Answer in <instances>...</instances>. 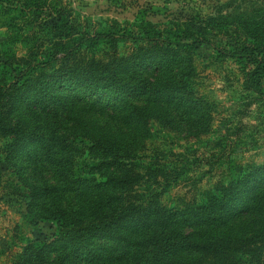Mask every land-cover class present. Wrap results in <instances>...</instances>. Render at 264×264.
I'll list each match as a JSON object with an SVG mask.
<instances>
[{"label":"trees","instance_id":"1","mask_svg":"<svg viewBox=\"0 0 264 264\" xmlns=\"http://www.w3.org/2000/svg\"><path fill=\"white\" fill-rule=\"evenodd\" d=\"M237 18L202 25L218 30L222 45L192 26L175 44L148 30L96 35L136 49L108 60L87 55L88 39L74 41L70 20L60 19L35 45L36 54L51 47L45 58L0 61L10 77L0 71V163L26 189L29 214L58 229L42 246L26 245L15 264H264V165L170 208L163 198L183 162L147 145L155 124L210 131L194 79L184 75V56L200 47L242 63L246 89L264 97V14ZM106 111L115 120L95 116ZM80 148L87 175L75 171Z\"/></svg>","mask_w":264,"mask_h":264},{"label":"rangeland","instance_id":"2","mask_svg":"<svg viewBox=\"0 0 264 264\" xmlns=\"http://www.w3.org/2000/svg\"><path fill=\"white\" fill-rule=\"evenodd\" d=\"M5 9L12 13L5 14ZM254 12L264 14V0H0V61L45 58L51 48L47 44L40 53L35 51L37 42L46 40L42 30L63 20H70L75 28L74 41L88 39L84 47L87 55L108 60L115 52L119 58H130L136 49L128 40L112 44L95 40L96 35L115 33L126 39L148 30L175 44L177 39L182 41L185 26H192L222 45V34L212 28L204 30L205 21L229 16L228 25L233 26L241 22L239 15L245 21ZM184 57L191 70L184 75L194 79L210 131L204 133L187 122L174 130L159 124L153 127L149 149L171 150L184 165L181 179L172 183L163 198L170 208L199 199L201 193L229 183L241 171L264 165V97L246 89L245 66L211 47H200ZM0 71L10 81L9 70L0 66ZM95 116L102 122L115 120L110 111ZM81 149L73 154L75 171L87 175L91 162ZM49 171L45 168L44 175L51 179ZM27 203L28 193L13 168L0 163V264H15L26 245L42 246L58 233L55 222L33 218Z\"/></svg>","mask_w":264,"mask_h":264}]
</instances>
